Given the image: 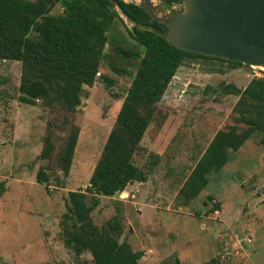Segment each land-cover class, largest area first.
I'll list each match as a JSON object with an SVG mask.
<instances>
[{"label": "rangeland", "instance_id": "obj_1", "mask_svg": "<svg viewBox=\"0 0 264 264\" xmlns=\"http://www.w3.org/2000/svg\"><path fill=\"white\" fill-rule=\"evenodd\" d=\"M59 13L58 5L49 11ZM126 29L119 18L109 25L107 58L93 85L82 88L73 113L49 110L39 102L19 103V63L0 61V264H92L87 252L74 256L63 244L64 199L67 192L84 191L88 185L134 74L136 61L113 50L136 49ZM108 63L126 73L111 72ZM262 76L261 69L216 60L184 59L177 68L133 156L134 165L147 171L146 181L131 183L111 198L100 197L90 213L96 227L112 216L118 219V242L143 252L138 264H168L173 258L181 264H264V148L259 134L228 152V162L208 176V184L188 206L172 202L213 134L231 124L237 98L224 94L219 84L243 89ZM47 123L53 144L49 161L37 157ZM71 125L78 133L63 177L54 169V155ZM47 164L52 168L45 190L34 175Z\"/></svg>", "mask_w": 264, "mask_h": 264}, {"label": "trees", "instance_id": "obj_2", "mask_svg": "<svg viewBox=\"0 0 264 264\" xmlns=\"http://www.w3.org/2000/svg\"><path fill=\"white\" fill-rule=\"evenodd\" d=\"M112 2L134 23L150 26L158 33L166 31L140 8L120 0ZM55 5L60 13L49 15ZM114 19L118 17L109 0H0V61L19 63L17 101L26 105L39 102L49 110L58 107L73 113L80 104L82 88L93 85L101 61L107 58L106 31ZM126 30L136 49L115 46L113 50L119 57L136 61L134 74L88 185L84 191L67 192L64 199L63 244L74 256L87 252L92 264H138L143 256L142 251H132L127 243L118 242L122 227L115 216L107 219L104 226L96 227L90 213L100 197L111 198L133 182L146 181L147 171L134 165L133 156L181 62L204 59L241 65L185 53L150 31ZM108 68L118 75L126 73L111 63ZM103 82L111 84L106 78ZM219 88L237 98L230 109L231 124L213 134L176 192L174 207L184 208L195 200L208 184V176L228 162V152H236L253 134L260 135L259 144L264 148V71L261 78H252L243 89L223 83ZM77 133L71 125L61 149L54 155V169L63 177L71 166ZM52 153V133L47 123L37 157L49 161ZM51 168L49 164L38 167L34 175V181L45 190L50 186ZM215 208L214 211L218 207ZM168 264L181 263L173 258Z\"/></svg>", "mask_w": 264, "mask_h": 264}, {"label": "water", "instance_id": "obj_3", "mask_svg": "<svg viewBox=\"0 0 264 264\" xmlns=\"http://www.w3.org/2000/svg\"><path fill=\"white\" fill-rule=\"evenodd\" d=\"M120 1L140 8L166 31L134 23L109 0L128 30L155 33L185 53L264 71V0H180L178 10L160 0Z\"/></svg>", "mask_w": 264, "mask_h": 264}, {"label": "flooded vegetation", "instance_id": "obj_4", "mask_svg": "<svg viewBox=\"0 0 264 264\" xmlns=\"http://www.w3.org/2000/svg\"><path fill=\"white\" fill-rule=\"evenodd\" d=\"M160 1H164L165 3L168 4V6H171V7H175V5H178L179 4L178 1H176V2L168 1V0H160Z\"/></svg>", "mask_w": 264, "mask_h": 264}, {"label": "crops", "instance_id": "obj_5", "mask_svg": "<svg viewBox=\"0 0 264 264\" xmlns=\"http://www.w3.org/2000/svg\"><path fill=\"white\" fill-rule=\"evenodd\" d=\"M168 85H169V84H168ZM194 164H195V163H194ZM193 166H194V165H193ZM193 166H192V167H193ZM190 170H191V169H190ZM189 172H190V171H189ZM189 172H188V174H189ZM188 174H187V175H188ZM185 178H186V177H185ZM185 178H184V179H185ZM184 179H183V181H184ZM183 181L180 183L178 189L180 188V186H181V184L183 183ZM135 184H136V185L144 184V182H143V183H134V182H133V185H134V186H135ZM177 191H178V190H177ZM177 191H176V192H177ZM175 194H176V193H175ZM174 196H175V195H174ZM173 198H174V197H173ZM178 208H179V207H178ZM164 210H167V209L165 208Z\"/></svg>", "mask_w": 264, "mask_h": 264}]
</instances>
